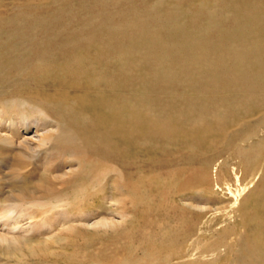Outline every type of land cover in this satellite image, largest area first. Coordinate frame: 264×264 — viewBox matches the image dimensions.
Wrapping results in <instances>:
<instances>
[{
    "label": "bare ground",
    "instance_id": "1",
    "mask_svg": "<svg viewBox=\"0 0 264 264\" xmlns=\"http://www.w3.org/2000/svg\"><path fill=\"white\" fill-rule=\"evenodd\" d=\"M11 1L0 264H264V0Z\"/></svg>",
    "mask_w": 264,
    "mask_h": 264
},
{
    "label": "rangeland",
    "instance_id": "2",
    "mask_svg": "<svg viewBox=\"0 0 264 264\" xmlns=\"http://www.w3.org/2000/svg\"><path fill=\"white\" fill-rule=\"evenodd\" d=\"M8 3L11 4L12 1L11 0H6L5 4L7 5ZM221 215H223V214H220L219 217L215 220L216 223L222 221V219H220ZM132 216L133 215H130V217H132ZM118 219H121V218L118 217ZM126 222L127 221L120 222L118 224V226H117V229L113 230L110 233H104V232L100 231V237L97 238V240H94L96 238L93 239V236H92V233H91L92 229H87V230L83 229L84 232H85V235L83 236L82 240H79V236L77 234L75 235V243L79 246V251L82 250L84 247H86L88 250H92V251H97V250L104 251L106 249L111 248L113 246L112 245L113 240H114V238L117 235L118 228L121 225L125 224ZM221 223H218L215 227L218 228V226L220 227V226H224L225 225V221H223L222 224ZM135 228L139 229L141 227L135 225ZM53 230H54V228L52 229V232H53ZM41 239H43V238H41ZM62 243H64V242L60 241L59 246H56L57 243H52L51 246L48 248V249H50V251L47 253V255L45 257L47 262H48L47 264H51L52 260H54L58 256H61V255L65 254L66 252L72 253V250H71L70 246H68V248L65 249V250H60V244H62ZM13 255H15V253H13ZM41 260H43V256L37 257L35 259H28L26 262L27 263H34V262H41Z\"/></svg>",
    "mask_w": 264,
    "mask_h": 264
}]
</instances>
